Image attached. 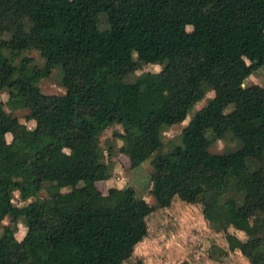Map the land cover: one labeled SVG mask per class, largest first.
I'll use <instances>...</instances> for the list:
<instances>
[{
	"label": "trees",
	"instance_id": "16d2710c",
	"mask_svg": "<svg viewBox=\"0 0 264 264\" xmlns=\"http://www.w3.org/2000/svg\"><path fill=\"white\" fill-rule=\"evenodd\" d=\"M31 48L43 65L23 54ZM151 53L160 68L125 80ZM56 64L64 92L44 93L37 81ZM263 64L264 0H0V264L129 256L150 204L131 185L104 193L95 184L112 173V146L99 142L111 124L129 168L148 159L156 205L199 203L228 250L264 264V86H243ZM208 90L163 139L161 123L187 116L194 92ZM21 108L32 127L12 113ZM217 140L225 145L212 150ZM12 212L25 228L19 239L2 222ZM222 250L206 248L210 258Z\"/></svg>",
	"mask_w": 264,
	"mask_h": 264
},
{
	"label": "rangeland",
	"instance_id": "374dc122",
	"mask_svg": "<svg viewBox=\"0 0 264 264\" xmlns=\"http://www.w3.org/2000/svg\"><path fill=\"white\" fill-rule=\"evenodd\" d=\"M98 19L100 28L109 25L102 13L99 14ZM3 38L11 40L7 33H3ZM23 54L30 56L32 62L36 65H43L44 59L37 49H27L23 51ZM156 56V53L139 55L138 58L141 60L140 67L134 72L128 73L124 79L131 81L136 74L143 70H158L160 64L155 61ZM37 84L44 93L64 92V87L60 83V65H54L46 76L41 77L37 81ZM243 86L253 94L264 86V64L257 67L243 80ZM211 94L212 91L210 90L206 91L205 94L194 92L196 102L187 116L178 115L171 121L161 123L162 138L166 139L177 134L182 126L186 124L192 111L203 105ZM6 96L7 94L4 92L0 94L2 100L6 99ZM26 112L27 109L21 108L14 110L12 113L20 121L24 122L27 127H32L33 121L24 118ZM120 129L121 127L118 124L108 125L99 137L101 146L104 148L108 144L112 146V151L109 155V159L112 162V173L108 178L98 180L95 184L104 193L109 187L131 185L136 193L143 196L150 204V212L146 216V234L139 242L135 243L129 256L121 260L120 264H240L241 260L237 257L238 254L232 252V250H222L217 256L214 255L210 260L207 259L206 248L212 242V238L206 234L209 226L200 213L199 203L188 204L176 196H173L170 203L166 206H158L154 203L152 196L149 194L150 182L148 173L150 165L148 159L143 160L135 168L128 167L127 157L117 150L120 141L113 135V132ZM1 136L5 140L10 138L8 132H4ZM224 145L225 142L217 140L210 148L212 150H221ZM203 180L206 181L205 179ZM43 193L44 191L39 192V194ZM15 203L22 204L23 202L15 197ZM2 222L14 227V236L17 239L23 235L25 228L17 217L16 212L10 213ZM228 230L235 232L231 227ZM215 238L216 241L217 239L221 240L223 239V234L219 233ZM242 264H248L247 259Z\"/></svg>",
	"mask_w": 264,
	"mask_h": 264
},
{
	"label": "crops",
	"instance_id": "0c3cea01",
	"mask_svg": "<svg viewBox=\"0 0 264 264\" xmlns=\"http://www.w3.org/2000/svg\"><path fill=\"white\" fill-rule=\"evenodd\" d=\"M188 204H192V203H188ZM201 213V212H200ZM208 227V226H207ZM232 228V227H231ZM208 230H207V232H206V234L208 235V236H210L211 238H212V242H214V243H216L218 246H220L223 250H228L227 249V246H226V242H225V239H224V234H223V232L222 231H215V230H213V229H211V228H207ZM235 232V234L238 236V237H240V238H244V233L241 231V230H237V229H234V228H232ZM229 231H231V230H229ZM233 232V231H232ZM219 233H222L223 234V239H217V241L215 240L216 238H215V236H217ZM241 233H242V236H241ZM198 238V237H197ZM216 241V242H215ZM220 241V242H219ZM139 242V241H138ZM135 245V244H134ZM232 252H234V253H237L238 254V256L237 257H239V259L241 260V263L240 264H242V263H244L245 261H246V258L237 250V249H234V250H232ZM207 259L208 260H210L211 258L210 257H208L207 256Z\"/></svg>",
	"mask_w": 264,
	"mask_h": 264
}]
</instances>
